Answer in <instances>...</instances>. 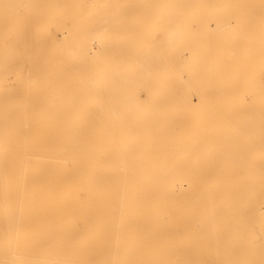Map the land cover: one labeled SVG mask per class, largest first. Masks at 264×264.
<instances>
[{"label":"bare ground","instance_id":"obj_1","mask_svg":"<svg viewBox=\"0 0 264 264\" xmlns=\"http://www.w3.org/2000/svg\"><path fill=\"white\" fill-rule=\"evenodd\" d=\"M262 8L0 0V264H264Z\"/></svg>","mask_w":264,"mask_h":264},{"label":"rangeland","instance_id":"obj_2","mask_svg":"<svg viewBox=\"0 0 264 264\" xmlns=\"http://www.w3.org/2000/svg\"><path fill=\"white\" fill-rule=\"evenodd\" d=\"M264 8H262L261 10H263ZM261 10H259L258 13H261ZM202 16H205V15H202ZM260 33H264V31H261V30H256V31H246V32H241V34H244V35H250V34H260ZM245 41V40H244ZM246 42V41H245ZM246 47L245 45H242L241 48H244ZM2 241H12L13 239L10 238V237H3V239H1ZM0 240V241H1ZM7 254V256H9L11 253L9 251H6L5 252Z\"/></svg>","mask_w":264,"mask_h":264}]
</instances>
